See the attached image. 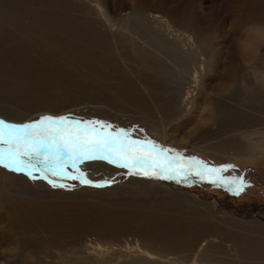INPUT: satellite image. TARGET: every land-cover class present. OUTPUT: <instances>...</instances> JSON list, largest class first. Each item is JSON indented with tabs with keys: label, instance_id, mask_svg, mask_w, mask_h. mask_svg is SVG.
<instances>
[{
	"label": "rangeland",
	"instance_id": "374dc122",
	"mask_svg": "<svg viewBox=\"0 0 264 264\" xmlns=\"http://www.w3.org/2000/svg\"><path fill=\"white\" fill-rule=\"evenodd\" d=\"M1 1L10 7L23 2L20 36L59 0ZM224 2L67 0L76 19L83 18L78 28L90 31L91 25L108 53L90 37L82 46L90 55L109 54L116 66L93 76L88 56L76 55L72 67L61 54L47 67L61 66L64 74L49 78L58 75L63 84L38 91V71L24 73L10 97L0 89V119L24 124L31 122L27 111H58L57 117L104 121L175 150L169 155L233 165L220 175L243 177L244 191L237 195L233 185L198 175H133L105 160L78 165L92 185L51 172H34L33 180L0 167V264H264V0H252V17L237 26L236 9L223 8ZM56 8L49 19L74 15ZM157 12L172 31L155 36L145 23L133 26L134 16ZM243 44L252 52L245 54ZM150 58L156 67H149ZM43 60L37 59L39 68ZM145 77L153 78L151 85ZM68 171L78 175L70 165Z\"/></svg>",
	"mask_w": 264,
	"mask_h": 264
},
{
	"label": "snow or ice",
	"instance_id": "6c2138e0",
	"mask_svg": "<svg viewBox=\"0 0 264 264\" xmlns=\"http://www.w3.org/2000/svg\"><path fill=\"white\" fill-rule=\"evenodd\" d=\"M175 150L163 148L151 140L134 139L129 130L116 128L99 120L72 119L70 116H44L24 124H12L0 119V167L24 173L37 179L34 172L79 179L92 185L79 171L86 161L105 160L130 170V174L173 179L183 173L198 175L213 185H233L239 195L248 186L243 177H222L221 172L233 165L210 167L195 157H184ZM69 165L78 172L73 176ZM47 179V176L39 177ZM53 187L55 181H49ZM94 186L102 187L97 183Z\"/></svg>",
	"mask_w": 264,
	"mask_h": 264
},
{
	"label": "bare ground",
	"instance_id": "6f19581e",
	"mask_svg": "<svg viewBox=\"0 0 264 264\" xmlns=\"http://www.w3.org/2000/svg\"><path fill=\"white\" fill-rule=\"evenodd\" d=\"M224 1L225 2L223 3L224 5L223 8L229 5V7L236 9V12L238 14L235 16L232 22V25L237 26L239 23H241L243 19L247 17H252L253 15L252 7H251L252 0H224ZM5 2L6 1L0 0V4H2L0 6H3L0 9V89L6 90L7 96L10 97L9 94H12L13 93L12 91L14 90L13 86H17L16 85L18 84L17 82L20 81V79L18 80V78L26 72L32 73L33 71L34 72L38 71V73L42 77V80H40L42 84L38 88V91L46 90V88L50 84L53 85L57 83L58 81L61 84H63L64 81H60L58 79V75L55 77L56 80L49 78L53 76L54 74H59V72H61V66L56 65L54 68L47 67V63H50V64L57 63L59 56H61V54L67 60L68 62L67 65L72 66V67H76L74 66V64L76 63V59H77L75 57L76 55L79 54V55L88 56L86 57L88 59V62L85 63V65L88 69L87 72L93 76L104 75L105 74L104 68H109L110 64H113V67L116 66L115 64L116 61L112 57H110L109 54H104V55L100 54L98 56L95 53L94 54L91 53L90 55L89 53L90 51L88 50V48L82 46L83 44L87 43L85 42V38L87 39L88 37H90V41H92V39H96V42H97L95 46L96 48H101L102 42L98 40L100 36L96 33V31H94V29H91L92 28L91 25L88 24V27H91L89 28L90 31H86L85 29L78 28L83 18L80 17L78 18L79 20L76 19L75 16L77 15L74 14L76 12L75 10L76 7L69 5L67 3V0H59L55 2L56 4H53V3L48 4L47 11L33 18L31 22L32 26L29 28L28 33L24 35H22L23 32L21 31L25 30V27H23V22L25 20L24 18H26V12H25L26 10L22 7L21 9L19 6V5H23L21 4L23 2L18 3V5H13L12 7H10L9 5L4 6ZM60 6L61 7L64 6V8H66L65 9L66 11H70V10L74 11L73 12L74 15H71L72 12L70 11L71 12L70 15L68 14V16H63V13L60 14L59 13L60 11H58V13L62 15L63 17L49 19V17L52 16L51 13L56 12V9H57L56 7H60ZM247 8H250V11H248V13L246 12ZM59 9L61 10V8ZM50 14L51 16H49ZM41 15H43L42 18H41ZM134 18H135L134 20L135 23H133V26L135 28H137L138 25L145 23L148 26V28L146 29V32L154 34L155 36L158 35L157 33L161 34V32L164 31L163 29H166V31L168 32L169 28H171V31H172V27H170V24H169L170 20L167 17L163 16L160 12L153 13V14L151 13L145 16L137 15V16H134ZM106 24H111V22L107 19ZM18 32L22 34H20L19 36ZM61 33L65 34L66 36L64 37ZM96 36L98 37L95 38ZM79 39H83L81 46L78 43L79 41H81ZM18 40L22 42L23 44L16 43ZM87 41L89 40L87 39ZM45 46L48 48L47 52H43V51L40 52V50ZM246 47L247 46L243 44V48H244L243 50L245 51V54L251 53L252 51H249V49L247 50ZM38 49H39V52H38ZM102 50L103 52L108 53V51H106L108 50V48H105V49L103 48ZM70 52H74V53L71 54ZM245 57L246 56H244V58ZM248 57H246L247 60L250 59ZM37 59L38 60L44 59L43 61H46V62H45V65L44 64L43 65L45 67L41 66L39 68V65L36 62ZM153 59L151 58L149 59L148 65L151 68L156 67L155 66L156 62ZM34 65H37V68H36L37 70L31 69L32 67H36ZM201 69L202 67H200V70ZM48 71H50L51 73L49 76H47ZM62 74L64 73L62 72L59 75L62 76ZM4 78H6V80H4ZM145 79L146 80H143V81L151 85V81H153V78L150 79V77H145ZM28 81H32V79L26 80L22 82V84L25 85L26 83H28ZM73 82L70 80H66L65 85L68 86L69 84L73 86V84H70ZM75 86H78V85H76L75 83ZM34 97H39V96L35 95ZM2 98L3 97L0 96V101L5 102ZM14 100L15 101L13 103L14 105H16L17 100L16 99ZM8 103H11V102H8ZM27 112L29 116L26 118V120L31 121V122L38 120L44 116L57 117V115L60 114V112L58 111H54V112H46V111L29 112L27 111ZM231 117L234 118L232 114L229 116H226L225 118L230 119ZM13 118H12V121H13ZM17 122H23V121H16V123ZM208 150H211V149H208Z\"/></svg>",
	"mask_w": 264,
	"mask_h": 264
}]
</instances>
